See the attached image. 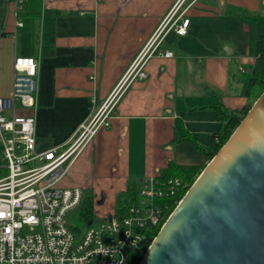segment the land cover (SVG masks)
Returning a JSON list of instances; mask_svg holds the SVG:
<instances>
[{"label":"crops","instance_id":"obj_1","mask_svg":"<svg viewBox=\"0 0 264 264\" xmlns=\"http://www.w3.org/2000/svg\"><path fill=\"white\" fill-rule=\"evenodd\" d=\"M177 1L42 0L28 39L18 25L24 20L17 0H0V97L12 92L17 56L34 57L39 78L35 106L7 116L36 117L39 151L71 142L113 97ZM46 9L57 14L51 54L42 53ZM244 12L264 16V0H197L184 15L188 34L164 30L159 49L174 56L152 57L147 78L118 93L109 125L84 147L60 185L93 190L95 213L98 205L107 213L131 181L141 183L170 162L209 163L225 112L245 108L260 89L247 97L240 81L256 64L250 26L236 18Z\"/></svg>","mask_w":264,"mask_h":264},{"label":"built area","instance_id":"obj_2","mask_svg":"<svg viewBox=\"0 0 264 264\" xmlns=\"http://www.w3.org/2000/svg\"><path fill=\"white\" fill-rule=\"evenodd\" d=\"M22 1L17 0L19 7ZM196 1L176 2L113 97L80 125L71 142L60 147L37 149L34 115L7 116L8 111L33 108L39 89L37 60L15 58L12 92L0 97V264H135L144 256L154 232H160L173 212L168 210L182 187L178 178H144L138 200L125 204L122 211L95 213L83 229L72 226L69 216L82 204L85 191L60 183L99 129L109 125L118 93L132 81L147 78L146 65L152 57L174 56L171 50L160 51L161 35L165 29L188 34L190 19L184 15Z\"/></svg>","mask_w":264,"mask_h":264},{"label":"water","instance_id":"obj_3","mask_svg":"<svg viewBox=\"0 0 264 264\" xmlns=\"http://www.w3.org/2000/svg\"><path fill=\"white\" fill-rule=\"evenodd\" d=\"M139 264H264V92Z\"/></svg>","mask_w":264,"mask_h":264},{"label":"trees","instance_id":"obj_4","mask_svg":"<svg viewBox=\"0 0 264 264\" xmlns=\"http://www.w3.org/2000/svg\"><path fill=\"white\" fill-rule=\"evenodd\" d=\"M42 0H23L20 3L21 16L24 20V24L21 29L24 31L25 36L30 39L35 32V23L37 18L40 17L42 12ZM243 16H237V19L243 20L248 23L251 31V54L256 57V64L253 70L246 73L241 77L240 81L243 84V94L247 97L254 95L255 89L259 87V96L264 92V16L252 15L249 12H244ZM56 11L46 9L44 11V26H43V43L42 53L51 54L54 51L55 41V18ZM26 46H29V42H26ZM32 50H26L25 53L31 54ZM257 94L255 96H257ZM258 96V97H259ZM254 97V96H253ZM253 103L248 104L245 108L235 112H225L224 123L220 131L215 133L214 143L208 149L210 154V160L216 155L220 148L230 138L232 133L241 123L242 119L248 113ZM221 110V107H219ZM181 139V138H180ZM206 165L195 164H178L170 162L168 167L162 169L157 175L161 178H178L181 181L182 187L178 192L175 202L172 204L168 211H173L180 200L184 197L188 189L193 185L196 179L204 170ZM140 182L131 181L126 191L118 195L116 199V209L122 211L123 207L127 203H132L139 199ZM94 192L93 190H85L84 199L82 204L77 209L84 221H88L91 217H94ZM158 232H154V236H157ZM143 256V255H142ZM142 256L136 261L135 264H139Z\"/></svg>","mask_w":264,"mask_h":264},{"label":"rangeland","instance_id":"obj_5","mask_svg":"<svg viewBox=\"0 0 264 264\" xmlns=\"http://www.w3.org/2000/svg\"><path fill=\"white\" fill-rule=\"evenodd\" d=\"M168 27H170V25H168ZM160 28H163V27H160ZM163 32H164V30H163ZM258 92L261 93L262 91L260 90ZM259 93L257 94V96H255L253 98L252 103H254L257 100V98L259 96ZM97 210H98V214H100V215H104V213H106L105 209L101 208L99 205L97 206ZM69 222L71 223L72 226H75V227L80 228V229H83L86 226V222L82 219V217H81L80 213L78 212V210L70 214Z\"/></svg>","mask_w":264,"mask_h":264}]
</instances>
